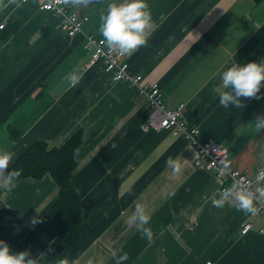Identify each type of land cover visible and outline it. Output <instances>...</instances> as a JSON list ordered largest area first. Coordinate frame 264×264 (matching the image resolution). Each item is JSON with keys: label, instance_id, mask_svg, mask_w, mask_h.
<instances>
[{"label": "crops", "instance_id": "crops-1", "mask_svg": "<svg viewBox=\"0 0 264 264\" xmlns=\"http://www.w3.org/2000/svg\"><path fill=\"white\" fill-rule=\"evenodd\" d=\"M110 2L67 0L86 18L83 33L69 37L60 18L40 10L38 1L0 0L2 24L19 23L16 34L0 38V149L14 152L10 168L37 141L56 147L83 133L73 178L82 210L78 240L59 236L52 217L59 191L50 175L0 189V239L15 252L28 250L41 264H116L114 252L128 254L124 264H264V234L257 230L264 218L253 219L231 200L214 206L222 185L196 166V149L170 131L145 132L146 98L130 83L113 81L103 61L90 65L85 34L104 39L99 26ZM147 3V42L125 53L126 60L159 83L169 108L186 104L184 119L200 129L201 142L224 146L230 166L254 177L264 169V129L255 127L256 118L264 117V98H241L239 106L225 107L219 95L227 90L224 70L262 59L252 35L264 23V0ZM73 70L83 75L69 87ZM170 156L181 160L179 173L167 165ZM136 203L151 214V241L127 222ZM248 221L256 229L242 235Z\"/></svg>", "mask_w": 264, "mask_h": 264}, {"label": "clouds", "instance_id": "clouds-1", "mask_svg": "<svg viewBox=\"0 0 264 264\" xmlns=\"http://www.w3.org/2000/svg\"><path fill=\"white\" fill-rule=\"evenodd\" d=\"M152 22L151 12L147 0H111L107 11L101 17L99 31L109 49H118L121 53H130L147 42L146 29ZM82 70H73L68 74L69 87L80 83ZM222 85L225 89L220 92L219 103L228 106H239L241 98L262 99L261 88L264 87V59L248 63H234L221 73ZM257 129H264V117L255 120ZM14 152L0 149V189L11 191L17 187L20 172L14 168L8 171L13 160ZM259 159L264 163V153ZM167 165L174 173H179L182 163L179 157H168ZM264 172V169H262ZM255 193L243 186V182L234 183L223 190L222 195L213 199L212 204L223 207L231 200L237 207L249 213H254ZM123 215V212H122ZM151 214L146 205L136 203L134 210L127 217L129 225H134L149 241L153 239L150 226ZM36 221H33L35 223ZM116 264H124L128 254L113 253ZM0 264H41V259L30 256L28 250L15 252L9 243L0 239ZM57 264H69L67 259H60ZM72 264H76L75 261ZM87 264H94L92 259Z\"/></svg>", "mask_w": 264, "mask_h": 264}, {"label": "built area", "instance_id": "built-area-1", "mask_svg": "<svg viewBox=\"0 0 264 264\" xmlns=\"http://www.w3.org/2000/svg\"><path fill=\"white\" fill-rule=\"evenodd\" d=\"M26 3L30 0H20ZM40 10L50 12L60 18V28L69 37L83 33V25L86 18H81L77 12L70 9L67 0H36ZM5 24L0 25L3 29ZM84 48L92 53L90 65L98 61L104 62V70L113 81H125L130 83L139 96L147 101L148 118L142 125L145 132L170 131L175 136L184 137L197 151L195 164L198 168L211 171L224 189L228 184L243 182V186L255 193L254 206L256 211L250 213V217L259 220L264 218V172L262 170L253 177L246 170L234 169L229 164L227 149L213 140L201 142L199 140L200 129L196 126L189 127L184 119L186 104H180L177 108H169L164 101L159 83L148 81L142 74L136 72L125 59V53L118 49H109L104 39L93 34H85ZM255 224L248 221L241 228L242 235L255 230ZM264 234V227L257 229ZM206 264H213L208 262Z\"/></svg>", "mask_w": 264, "mask_h": 264}, {"label": "trees", "instance_id": "trees-1", "mask_svg": "<svg viewBox=\"0 0 264 264\" xmlns=\"http://www.w3.org/2000/svg\"><path fill=\"white\" fill-rule=\"evenodd\" d=\"M258 4L263 0H252ZM3 18H0V25ZM19 30V23L8 20L0 29V38H9ZM252 41L257 53L264 59V23L253 33ZM130 63V62H129ZM132 67V66H131ZM13 138L17 139L14 128L9 129ZM83 141L81 130L73 134L62 145L49 147L44 141L33 143L16 161L12 168L20 172L17 181L24 178L41 179L46 175L54 178L58 186V198L52 207V217L59 236L65 242L78 240L82 228V210L80 196L73 183L74 172L78 166L77 152Z\"/></svg>", "mask_w": 264, "mask_h": 264}, {"label": "rangeland", "instance_id": "rangeland-1", "mask_svg": "<svg viewBox=\"0 0 264 264\" xmlns=\"http://www.w3.org/2000/svg\"><path fill=\"white\" fill-rule=\"evenodd\" d=\"M0 56H3V53H2V52L0 53ZM98 62H99V61H98ZM0 64H1V65H0V68H1V67H2V64H3V61L1 62V58H0Z\"/></svg>", "mask_w": 264, "mask_h": 264}, {"label": "bare ground", "instance_id": "bare-ground-1", "mask_svg": "<svg viewBox=\"0 0 264 264\" xmlns=\"http://www.w3.org/2000/svg\"><path fill=\"white\" fill-rule=\"evenodd\" d=\"M250 214V213H249ZM257 231V230H256Z\"/></svg>", "mask_w": 264, "mask_h": 264}]
</instances>
